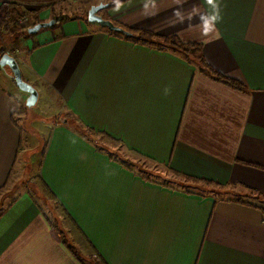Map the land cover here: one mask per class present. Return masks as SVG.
Listing matches in <instances>:
<instances>
[{
	"label": "crops",
	"instance_id": "0c3cea01",
	"mask_svg": "<svg viewBox=\"0 0 264 264\" xmlns=\"http://www.w3.org/2000/svg\"><path fill=\"white\" fill-rule=\"evenodd\" d=\"M5 2L48 19L72 0ZM99 3L202 50L65 15L12 43L49 116L0 67V264H264V0H221L207 36L206 0Z\"/></svg>",
	"mask_w": 264,
	"mask_h": 264
},
{
	"label": "rangeland",
	"instance_id": "374dc122",
	"mask_svg": "<svg viewBox=\"0 0 264 264\" xmlns=\"http://www.w3.org/2000/svg\"><path fill=\"white\" fill-rule=\"evenodd\" d=\"M99 1L101 0H72L71 3L66 2L64 4H61L60 7L57 10H52L50 13H48V15L50 14V16L48 17V19H44V18H40L38 16H34L32 14H28L26 15L24 18L20 17L18 18V15H14L11 19H9L8 21H1L0 20V26L2 27V39L0 40V54L2 55L3 53H5L6 51L4 49H8L10 54L15 56V50L14 44L17 42V40L21 37V35H24L23 33L27 32V29L29 27H32L33 25L39 23V22H43L45 20L50 21L52 19H61L63 18V16H70L73 18L76 17H81L83 19H88V11L91 8V6L93 5H97L99 4ZM45 9V8H44ZM22 10V9H21ZM43 10V9H40ZM14 42V44L12 45V43ZM5 69V68H4ZM7 76H9V78L14 80L13 76H12V72L9 68L5 69ZM15 91H20L25 93L24 91H22L21 89H19L17 87V85L13 84ZM22 108L23 110L26 111V115L28 117H30L31 120L35 119V116H39V115H46L49 116V112L47 109H43V104L42 102H38L37 105H34L33 107L28 108L26 106V100L25 102L22 104ZM27 108V109H26ZM17 120L18 122L21 124L22 128H23V135L24 138H26L27 134H28V129H30V126L28 124V122L23 121V119L20 117V115H17ZM43 143V141H42ZM118 149H119V145H118ZM118 149H116V154L122 155L123 153L122 151H119ZM41 156V154L38 155V157ZM26 157H29L28 154L26 155ZM24 174L23 177H21L19 180H17V184L19 185V187L21 186H27L28 187V181L30 178V165L29 163H27V160L24 163ZM140 168H143V164H141V166H138ZM15 177V175H14ZM29 188L33 189V185H30ZM50 208V207H49ZM46 207L49 215L51 218H54L53 213L51 208L49 209ZM64 235V234H63Z\"/></svg>",
	"mask_w": 264,
	"mask_h": 264
},
{
	"label": "water",
	"instance_id": "95a60500",
	"mask_svg": "<svg viewBox=\"0 0 264 264\" xmlns=\"http://www.w3.org/2000/svg\"><path fill=\"white\" fill-rule=\"evenodd\" d=\"M108 7L107 3H99L97 5L91 6L88 11V20L91 22H97L104 27H108L112 31L124 33L126 35L130 34L129 31L125 30L120 25L115 24L112 20L104 18L99 14L100 10ZM58 22V18L52 19L50 21L39 22L32 27L28 28V32L30 34L36 33L42 28L49 27ZM0 67L9 68L12 72V76L14 81L19 89L28 93V97L26 99V106L28 108L33 107L37 104L39 98L38 90L29 82H27L21 71L20 65L16 57L9 52H5L0 57Z\"/></svg>",
	"mask_w": 264,
	"mask_h": 264
},
{
	"label": "trees",
	"instance_id": "16d2710c",
	"mask_svg": "<svg viewBox=\"0 0 264 264\" xmlns=\"http://www.w3.org/2000/svg\"><path fill=\"white\" fill-rule=\"evenodd\" d=\"M46 8V7H42ZM28 14H33L32 11L28 10H21V8L14 3H3L0 6V20L1 21H8L11 19L14 15H18V18L22 17L24 18ZM61 21L67 20L65 17L60 19ZM123 27L125 30L129 31L130 34L128 36L136 37L138 39H145V40H162L172 46L178 47L181 50H183L187 54H198L202 50V46L200 44H195V43H183L180 39L177 37H159L153 32L146 31L144 29H133L126 27L124 25H120ZM23 34H28V29L27 32ZM201 64L204 67V69L208 70L212 75L216 77L217 80L222 81L224 83H227L234 88L238 89H243V85L238 82L237 80L227 77L225 75L220 74L217 72L215 69H213L203 58V56H200ZM6 69V68H5Z\"/></svg>",
	"mask_w": 264,
	"mask_h": 264
},
{
	"label": "clouds",
	"instance_id": "9594fccd",
	"mask_svg": "<svg viewBox=\"0 0 264 264\" xmlns=\"http://www.w3.org/2000/svg\"><path fill=\"white\" fill-rule=\"evenodd\" d=\"M220 2L221 0H206V3L211 6V12L199 17L202 22L201 33L203 36H207L210 32H213L216 24L222 20ZM145 7H147V4ZM176 16L179 17L180 21H183L184 17L179 12L176 13ZM191 18L190 16L189 19Z\"/></svg>",
	"mask_w": 264,
	"mask_h": 264
},
{
	"label": "built area",
	"instance_id": "2783aa9c",
	"mask_svg": "<svg viewBox=\"0 0 264 264\" xmlns=\"http://www.w3.org/2000/svg\"><path fill=\"white\" fill-rule=\"evenodd\" d=\"M2 32H3V31H2V27L0 26V40L2 39ZM4 50H5L6 52L9 51L7 48L4 49Z\"/></svg>",
	"mask_w": 264,
	"mask_h": 264
}]
</instances>
